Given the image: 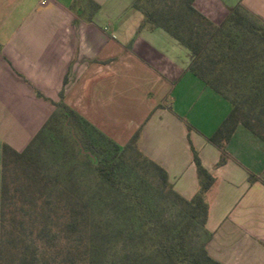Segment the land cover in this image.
<instances>
[{
	"label": "crops",
	"instance_id": "1",
	"mask_svg": "<svg viewBox=\"0 0 264 264\" xmlns=\"http://www.w3.org/2000/svg\"><path fill=\"white\" fill-rule=\"evenodd\" d=\"M43 1L0 0V189L3 145L22 152L63 95L120 145L143 126L141 152L186 199L199 191L191 142L216 178L206 195L209 256L264 264V142L238 125L227 163L216 167L221 151L209 138L231 106L190 71L189 50L162 29L138 32L135 0ZM238 4L264 20V0H196L195 8L220 25ZM126 15L132 27L102 24Z\"/></svg>",
	"mask_w": 264,
	"mask_h": 264
},
{
	"label": "trees",
	"instance_id": "2",
	"mask_svg": "<svg viewBox=\"0 0 264 264\" xmlns=\"http://www.w3.org/2000/svg\"><path fill=\"white\" fill-rule=\"evenodd\" d=\"M195 2L135 0L133 8L143 15L138 32H167L191 53L190 71L230 104L209 138L221 167L238 125L264 142V20L238 4L217 25ZM55 107L22 152L2 147L0 264H221L206 248L213 238L206 195L216 178L191 142L199 191L186 199L141 152L143 126L122 146L63 95Z\"/></svg>",
	"mask_w": 264,
	"mask_h": 264
},
{
	"label": "rangeland",
	"instance_id": "3",
	"mask_svg": "<svg viewBox=\"0 0 264 264\" xmlns=\"http://www.w3.org/2000/svg\"><path fill=\"white\" fill-rule=\"evenodd\" d=\"M129 18H130V16L129 15H126V16H124L122 18H119V19L114 18V19L109 20V21L106 19V20H103V23L102 24H106V25H109V26H114L113 23H116L118 21H120V22L122 21V23L128 21L127 26L128 27L129 26L132 27L135 24V20L132 19V18L131 19H129ZM122 146H124V145H122ZM110 211L111 212L114 211V203L111 205ZM122 243L118 246L117 249H115L114 251H112L111 258L113 260L114 259H117L120 255H123L124 253L130 251L131 250V247H133V244L131 243V241L129 243H127V245L126 244H122Z\"/></svg>",
	"mask_w": 264,
	"mask_h": 264
},
{
	"label": "water",
	"instance_id": "4",
	"mask_svg": "<svg viewBox=\"0 0 264 264\" xmlns=\"http://www.w3.org/2000/svg\"><path fill=\"white\" fill-rule=\"evenodd\" d=\"M83 154H88V153L83 150Z\"/></svg>",
	"mask_w": 264,
	"mask_h": 264
},
{
	"label": "built area",
	"instance_id": "5",
	"mask_svg": "<svg viewBox=\"0 0 264 264\" xmlns=\"http://www.w3.org/2000/svg\"><path fill=\"white\" fill-rule=\"evenodd\" d=\"M42 3L45 4L46 3V0H44Z\"/></svg>",
	"mask_w": 264,
	"mask_h": 264
}]
</instances>
